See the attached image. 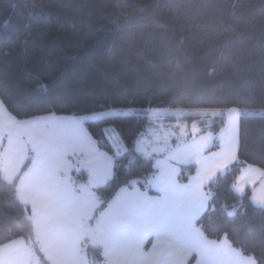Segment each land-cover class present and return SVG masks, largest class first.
Segmentation results:
<instances>
[{
    "label": "trees",
    "instance_id": "trees-1",
    "mask_svg": "<svg viewBox=\"0 0 264 264\" xmlns=\"http://www.w3.org/2000/svg\"><path fill=\"white\" fill-rule=\"evenodd\" d=\"M0 101L21 121L118 112L84 122L114 160L112 179L94 190L100 204L90 225L124 188L159 196L151 182L166 154L137 151L150 111H181L190 121L220 113L197 135H215L210 154L221 148L227 113L238 109L237 160L205 187L208 207L196 227L264 264V206L252 201L255 187L236 191L248 166L264 171V0H0ZM110 128L126 149L121 156L106 137ZM32 158L12 182L0 167V248L24 239L39 264H52L16 195ZM196 171L181 167L180 184ZM73 178L83 184L88 174ZM86 254L90 264H105L96 244Z\"/></svg>",
    "mask_w": 264,
    "mask_h": 264
},
{
    "label": "crops",
    "instance_id": "crops-1",
    "mask_svg": "<svg viewBox=\"0 0 264 264\" xmlns=\"http://www.w3.org/2000/svg\"><path fill=\"white\" fill-rule=\"evenodd\" d=\"M219 114L202 113L199 120L209 122ZM187 115L181 111H164L156 123L152 121L137 144L138 153L145 157L166 154L157 160L158 174L151 182L159 196H149L138 188H124L95 224L90 225L100 204L94 190L112 179L113 158L98 148L84 125L85 120L64 116L61 127L47 119L50 115L21 121L0 101V153L9 149L7 157L0 156L3 177L7 182L14 181L32 155V166L19 183L28 185L29 200L22 203L35 218V222L32 220L41 249L52 264H90L86 249L92 230L105 264H202L209 261L228 264V260L221 258L222 254L238 264H251L247 261L250 257L242 255L226 239L213 245L196 227L208 207L205 187L237 160L241 113L236 110L227 113L221 148L210 154L207 152L214 145L215 135L209 132L197 137L202 124L197 132L189 133L194 123ZM54 126L64 130V142L60 144L64 150L60 152L42 149L47 144L42 140ZM175 134L182 138L174 140ZM33 137L40 138L38 147L32 145ZM125 152V147L121 146L120 156ZM191 165L197 167L196 174L187 184H180L181 167ZM81 171L88 174V181L78 184L73 173ZM250 187H255L253 203L263 207L260 202L264 201V171L253 166L244 170L236 191L243 194ZM75 213L79 216L74 217ZM72 216L74 223H69ZM68 241L71 248L66 247ZM6 247L15 250V258H8L5 250L0 252V264H37L24 239L0 250ZM194 253L198 256L192 258ZM252 264L257 263L254 260Z\"/></svg>",
    "mask_w": 264,
    "mask_h": 264
},
{
    "label": "rangeland",
    "instance_id": "rangeland-1",
    "mask_svg": "<svg viewBox=\"0 0 264 264\" xmlns=\"http://www.w3.org/2000/svg\"><path fill=\"white\" fill-rule=\"evenodd\" d=\"M232 110H236V111H239L238 109H232ZM164 111H170V110H156V111H150L149 114L151 116V121H153V123H156V119L160 117V115L164 112ZM118 112L117 111H110V112H104V113H100V114H93L91 116H88L86 117L85 119H82V120H97V119H100V118H104V117H110V116H114L116 115ZM231 113V112H230ZM257 113V112H256ZM180 116L183 114L180 113L179 114ZM49 121L53 120L54 121V124H58L56 126H59L61 127L62 125L64 126V116H56V115H50L48 118H47ZM192 121V120H191ZM194 124H193V123ZM192 122H190V124H193L192 126H190V130H189V133L191 134H194L195 132H197V130L199 129L200 127V124H202V122L197 119V120H193ZM183 131V130H182ZM170 133V132H168ZM173 134V133H172ZM44 135V134H43ZM163 135L165 136L166 133L164 131ZM106 137L109 139V141L111 142L114 150L116 151L117 155L120 156V147H124V144L121 140V138L119 137V135L117 134L116 130L114 128H110L108 130H106ZM174 140H179L182 138V136H178L177 134H175L173 136ZM223 138V135L222 137ZM32 145L35 146V147H38L39 146V143H40V138L37 137L34 139V137L32 138ZM42 142H46L47 144H45L42 149L43 150H56V152H60L64 149H62L60 147V144L64 142V130L63 129H58L56 128L55 126L53 127V131H51V133L49 134H46V139H43ZM57 147V149H56ZM79 216V213H75L74 217L75 216ZM74 217L72 216V219L70 220L69 223H74ZM77 222V221H76ZM89 224V223H88ZM72 233L70 232L69 233V236H71ZM90 239H91V242H90V245H94L96 244V237H95V234L93 233V230L91 232V235H90ZM211 244L215 245L217 242H213V241H210L208 240ZM194 256H198V255H195V253L192 255V258ZM221 258L224 259V260H228V264H238V262L236 261H232V260H229L227 255H221ZM250 259V260H249ZM247 259V261H249L251 264L253 263L254 259L253 258H249ZM191 260V259H190ZM37 264L38 261H36ZM86 263V262H85ZM202 264H215V262H207V263H202Z\"/></svg>",
    "mask_w": 264,
    "mask_h": 264
},
{
    "label": "snow or ice",
    "instance_id": "snow-or-ice-1",
    "mask_svg": "<svg viewBox=\"0 0 264 264\" xmlns=\"http://www.w3.org/2000/svg\"><path fill=\"white\" fill-rule=\"evenodd\" d=\"M14 143V142H13ZM8 152H9V149L8 148H5L4 150V153H0V156H4V157H7L8 155ZM15 173H12V175H14ZM11 182V181H10ZM28 185L27 184H23V185H17L16 186V195H17V198L20 199L21 201L23 202H27L29 200V196L26 194V189H27ZM262 205H264V201H261L260 202ZM35 222V218H32ZM66 247L67 248H71V242L68 241L66 243ZM7 251V255H8V258H15V250L13 249H10V248H5L3 250H0V252H4V251Z\"/></svg>",
    "mask_w": 264,
    "mask_h": 264
}]
</instances>
